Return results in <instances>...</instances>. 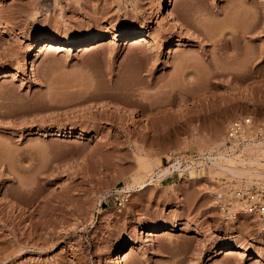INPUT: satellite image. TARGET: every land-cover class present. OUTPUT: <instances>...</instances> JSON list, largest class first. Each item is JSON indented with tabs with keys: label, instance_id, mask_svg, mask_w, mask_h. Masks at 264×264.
Listing matches in <instances>:
<instances>
[{
	"label": "rangeland",
	"instance_id": "1",
	"mask_svg": "<svg viewBox=\"0 0 264 264\" xmlns=\"http://www.w3.org/2000/svg\"><path fill=\"white\" fill-rule=\"evenodd\" d=\"M155 1L0 0V264H115L122 241V264H264L261 220L227 212L205 157L234 117L264 133V0H168L178 30ZM51 35L102 40L26 54Z\"/></svg>",
	"mask_w": 264,
	"mask_h": 264
},
{
	"label": "bare ground",
	"instance_id": "2",
	"mask_svg": "<svg viewBox=\"0 0 264 264\" xmlns=\"http://www.w3.org/2000/svg\"><path fill=\"white\" fill-rule=\"evenodd\" d=\"M155 3H156V15L158 17L159 16L165 17L169 22L172 23L173 27L178 30V27L179 26L181 27V23L175 18V16L172 13L168 11V8H167L168 0H156ZM232 28H230V32L231 30L233 31ZM8 31L9 30L3 27L2 32H8ZM112 34H113L112 35L113 38H116V37L126 38L128 41L132 43H140V42L147 43L149 42V39L151 37L150 34L147 32V30H145L144 32L143 31L142 32L141 31L129 32L126 30H118V31H113ZM100 40H102V37L100 35H92L89 37H82V38L73 39V40H71L67 36L66 37H57V36H52V35L51 36H36L31 39L26 49V54L29 55L30 51L34 50L38 44L41 45L40 48L58 46L59 49L63 50V49H66L67 47H73V46H78V47L82 46V48L85 46H89V45L94 46ZM180 41H181L180 35L173 37L171 41L167 44L168 51L172 52L173 50H175L176 46L180 44ZM164 48L165 47H163L162 45H159L158 50L161 51ZM26 62L31 64L30 69L31 71H33V68H34L33 59H31V57L28 56L26 59ZM2 73L4 75H9L11 74V71L5 70ZM233 75H238V74L235 73ZM260 124L261 123H259L258 125ZM258 125H256L257 130H258V135L261 136L259 138L257 136L250 135V133H248L245 127L240 137L228 138L225 135L224 138L222 139L220 138L217 141H215V145L213 146L210 145L211 146L210 150L208 154L205 156L206 158L209 159V163L207 165L209 168L208 171L210 173L209 174L210 177L227 178L228 181H230V183L232 184V186L233 185L235 186L237 183H240L241 186H248L251 183H258L260 184L259 186L264 185V133L260 132L263 129V127L262 126L260 127ZM59 129L60 128H58L57 130L59 131ZM37 132H39L40 134H51V132L53 131L48 132L45 129L44 130L41 129V130H38ZM158 161L156 159V161L150 160L144 163L142 162L143 165H141L142 167L141 171L143 170L142 172H144V174L142 175L144 176L148 175L149 177L152 178V176L155 173L154 167L158 168V170L156 171V175L158 176L170 173L175 167H180L179 160L171 162L168 165L159 164L157 163ZM199 162L202 163L204 161L203 159H200ZM136 175L135 177L138 180L140 178L139 174H138L139 178ZM136 178H134V180H136ZM230 183L227 182V184H225L226 187L221 188L222 189L221 193H222V198L226 199L227 201L226 203L227 212L230 213V215H232L233 217L235 214V211L237 210L239 205H241V203H240V199L233 195L231 185L229 187ZM257 185H254V186H257ZM259 222H260V228H263L264 221L261 220ZM173 226H177V221H173L172 223L168 224L165 228H162V229L161 228L158 229L157 227L155 229H150L148 233V235L150 236L149 239H153L154 236H158L161 230H168V228H172ZM236 235L237 234L231 233L229 236L235 237ZM125 244H126V241H122L120 245L118 246L117 251L114 253L115 264H122L125 262H129L136 255L135 250H132L129 252L125 251L124 249ZM234 248H244V246L241 243H234L233 241V242H230L226 247L221 248L220 252L223 254H230L231 252L234 251ZM254 256L256 257L255 259L256 261L258 262L264 261L263 252L255 251Z\"/></svg>",
	"mask_w": 264,
	"mask_h": 264
},
{
	"label": "built area",
	"instance_id": "3",
	"mask_svg": "<svg viewBox=\"0 0 264 264\" xmlns=\"http://www.w3.org/2000/svg\"><path fill=\"white\" fill-rule=\"evenodd\" d=\"M251 122L250 116L234 117L227 124L226 136L228 138L240 137L243 129L249 127ZM235 195L240 199L244 213L264 221V185L237 188Z\"/></svg>",
	"mask_w": 264,
	"mask_h": 264
}]
</instances>
